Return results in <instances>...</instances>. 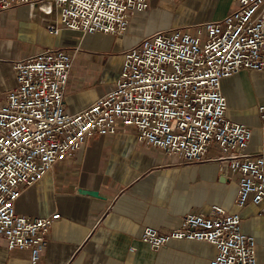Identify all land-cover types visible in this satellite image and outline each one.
<instances>
[{
	"label": "built area",
	"instance_id": "obj_1",
	"mask_svg": "<svg viewBox=\"0 0 264 264\" xmlns=\"http://www.w3.org/2000/svg\"><path fill=\"white\" fill-rule=\"evenodd\" d=\"M233 1L221 21L156 32L125 50L116 81L74 114L64 102L74 53L46 48L12 62L15 85L0 98V235L8 249H27L31 263L39 261L60 214L20 215L16 200L91 136L120 127L134 128L140 147L176 164H199L216 148L219 174L237 180L234 204L264 201V99L257 105L262 147L252 152V130L227 118L221 90L222 80L242 69L264 75V0ZM22 4L38 8L51 35L62 26L118 37L148 0H0V12ZM140 239L156 249L171 240L207 242L216 247L208 264H257L255 239L242 232L240 213L216 204L182 214L168 232L145 226Z\"/></svg>",
	"mask_w": 264,
	"mask_h": 264
},
{
	"label": "crops",
	"instance_id": "obj_2",
	"mask_svg": "<svg viewBox=\"0 0 264 264\" xmlns=\"http://www.w3.org/2000/svg\"><path fill=\"white\" fill-rule=\"evenodd\" d=\"M153 1L148 0L145 11L131 13L125 33L118 37L83 34L62 26L57 35H51L38 8L30 12L22 4L1 11L0 98L15 85L14 60L46 48H61L74 53L64 89L65 111L74 114L87 108L116 81L103 77L107 55L122 59V53L144 37L166 31H145L131 43L119 44L133 20L148 17ZM173 1L206 7L207 19L197 25L221 21L236 6L233 0ZM254 76L262 78V86H255ZM221 90L227 101V118L250 127L248 150H259L257 105L264 99L263 73L242 69L224 78ZM217 155L212 147L204 162L176 164L173 156L140 147L132 127H120L110 136H91L71 157L58 161L25 188L15 202L20 215L60 214L35 264H208L216 253L211 243L171 240L156 249L143 242L140 234L145 226L168 232L178 226L182 214L211 204L240 213L242 232L255 239L257 264H264V201L239 209L234 204L236 177L219 174ZM0 264H32L30 252L8 249L0 235Z\"/></svg>",
	"mask_w": 264,
	"mask_h": 264
},
{
	"label": "rangeland",
	"instance_id": "obj_3",
	"mask_svg": "<svg viewBox=\"0 0 264 264\" xmlns=\"http://www.w3.org/2000/svg\"><path fill=\"white\" fill-rule=\"evenodd\" d=\"M207 13L206 7L192 8L188 2L154 0L148 17L144 20H138L137 18L133 20L126 35L120 37L119 44L121 46L123 43H131L137 37L143 35L145 31H169L176 28L188 29L192 25H197L196 23L200 21H205ZM121 68L122 59H119L115 54L107 55L103 77L116 80ZM253 79L255 86L259 87L263 85L262 78H259V76H254ZM251 117L257 118L256 114H252Z\"/></svg>",
	"mask_w": 264,
	"mask_h": 264
},
{
	"label": "water",
	"instance_id": "obj_4",
	"mask_svg": "<svg viewBox=\"0 0 264 264\" xmlns=\"http://www.w3.org/2000/svg\"><path fill=\"white\" fill-rule=\"evenodd\" d=\"M89 194H93V193L89 192ZM93 195H95V194H93Z\"/></svg>",
	"mask_w": 264,
	"mask_h": 264
}]
</instances>
